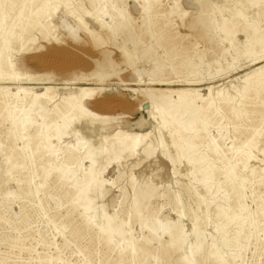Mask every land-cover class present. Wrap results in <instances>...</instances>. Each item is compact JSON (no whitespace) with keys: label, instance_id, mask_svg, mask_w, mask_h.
<instances>
[{"label":"rangeland","instance_id":"obj_1","mask_svg":"<svg viewBox=\"0 0 264 264\" xmlns=\"http://www.w3.org/2000/svg\"><path fill=\"white\" fill-rule=\"evenodd\" d=\"M0 264H264V0H0Z\"/></svg>","mask_w":264,"mask_h":264},{"label":"bare ground","instance_id":"obj_2","mask_svg":"<svg viewBox=\"0 0 264 264\" xmlns=\"http://www.w3.org/2000/svg\"><path fill=\"white\" fill-rule=\"evenodd\" d=\"M202 1H206V2H209L210 0H196V7L199 11H202ZM210 9V13L212 14L213 18L212 19H208L206 17H203L201 18L200 20H198L197 22H194L192 24H190V28L193 32H195V30L197 29V27L199 28H203V29H207V28H210V29H213L214 28V22H215V11H216V7L214 4L210 5L209 7ZM223 9V8H222ZM239 9V8H238ZM240 10V9H239ZM129 11V9H128ZM127 11V12H128ZM224 11V10H223ZM132 17V16H131ZM71 29V28H70ZM73 30V29H72ZM69 34V33H68ZM78 34V33H77ZM76 35V34H75ZM73 38L76 39V37L73 35ZM202 40L205 41V38L204 37H201ZM73 40V39H72ZM225 41V40H224ZM230 55V54H229ZM221 58H222V54L220 55H215L213 57V59L211 60L210 63L212 64H219L220 61H221ZM69 60V59H68ZM39 61V60H38ZM37 61V62H38ZM64 61V60H63ZM62 61V62H63ZM71 61V60H70ZM73 61V60H72ZM79 61V60H78ZM77 61V62H78ZM68 63V62H67ZM74 63V61H73ZM71 63V64H73ZM80 63V61H79ZM58 64V63H57ZM71 64H67V65H71ZM78 64V63H76ZM44 65V63H43ZM211 65V64H210ZM221 65V64H220ZM251 65V64H250ZM41 66V65H40ZM73 66V65H72ZM241 66V65H240ZM67 66H65L66 68ZM249 67V66H248ZM68 68V67H67ZM244 68V67H243ZM252 68V67H251ZM235 69V68H234ZM242 69V68H241ZM220 70V69H218ZM222 70V69H221ZM250 75V73H246L245 74V77H248ZM132 77V76H131ZM222 79V78H221ZM129 83V82H128ZM128 86V85H127ZM146 99L154 102L155 104V110H157L158 112H163L167 107H171V108H176L178 109L180 106L176 104V102H173L171 101V97H168L166 95H159V96H154L150 93H147V95L145 96ZM106 100H104L105 102ZM109 101V100H108ZM67 102H69V100H67ZM72 102V101H71ZM74 101L70 104L71 107L74 106ZM100 103V102H99ZM108 103V102H105V104ZM112 103V102H111ZM179 103V102H178ZM96 106L98 104L95 103ZM104 106L106 107L108 104H106ZM144 104V103H143ZM142 104V105H143ZM99 105V104H98ZM112 105V104H111ZM110 105V106H111ZM118 105V104H117ZM122 105V104H121ZM109 106V107H110ZM99 107V106H98ZM97 107V108H98ZM112 107V106H111ZM118 107V106H117ZM102 108V107H101ZM100 108V109H101ZM106 109V108H105ZM111 109V108H110ZM143 109L144 110H147L148 109V106L147 105H144L143 106ZM146 113V112H145ZM150 113V112H149ZM150 118H153L155 119V115L154 114H149ZM20 117V116H19ZM21 118V117H20ZM21 121V120H20ZM143 124H146L145 121L142 119L140 121V124L139 126L142 127L144 126ZM75 132V131H74ZM158 138L159 140H157V145L156 146H152L151 144H148L146 147H144L142 149V153L146 156V157H149L150 155L153 154V152L155 150H158V149H161V148H165V142L163 140V137H162V134L158 131ZM79 135V134H78ZM129 137V136H128ZM82 139V138H81ZM135 139H136V143H137V139H138V136H135ZM120 142H125V139H118ZM102 142V140H101ZM126 143V142H125ZM85 144V143H84ZM87 144V143H86ZM99 147L96 148V149H93V151H87L85 152L86 154L88 155H91V156H96L101 150L106 149L107 151H110L112 149V146H109L107 147L106 145H103L104 143H99ZM130 143H126V146L125 148H127L129 146ZM75 145V144H74ZM135 146V145H134ZM81 147L78 146V150L80 149ZM170 161L172 162V159L170 158ZM167 163V162H166ZM76 174V173H75ZM142 176V175H141ZM87 179V185L83 188L80 189L81 191V195H80V201H79V204L81 207H83L84 211L85 212H88L89 216L91 214V211H92V206H93V203L95 202L96 199H98L97 197H99L100 195H102L104 192H103V189L101 188V184L99 182V180L97 179H92L91 176L89 175L88 177H86ZM111 189V188H110ZM128 190L125 189L124 192H123V199L125 201L126 199V192ZM105 196V195H104ZM145 197V193L142 191V190H138L137 192V198L143 200V198ZM105 198V197H104ZM106 203V202H105ZM121 205V204H120ZM123 205V203H122ZM96 205H94V208H95ZM115 206V205H114ZM99 207V206H98ZM100 210V209H99ZM100 211H103L102 209ZM106 211V210H105ZM169 211V210H168ZM104 212V211H103ZM101 213V212H100ZM99 213V217H97L96 219V224H99L101 223L100 227L103 228L104 226V222H108L109 219L107 217V215L105 213H101L100 215ZM163 213V212H162ZM160 213V214H162ZM96 214V213H95ZM168 215V213H166ZM172 214V213H171ZM97 215V214H96ZM88 216V215H87ZM94 216V215H93ZM95 217V216H94ZM159 217V215H158ZM232 217H235V215L233 214ZM171 218V217H170ZM182 218V217H181ZM173 220V219H171ZM182 220V219H181ZM102 221H103V225H102ZM110 224H112L113 226V229L111 231H106V234L108 235V238H112L114 235L116 234H119V233H122L126 228H127V223H123V222H117V217L115 215L114 218H112L110 221ZM184 223V222H183ZM208 227H210L209 230H207L208 232H211L212 230H216V226L214 225V222L212 220L209 221L208 223ZM150 231L153 232V233H160V234H163V233H166L168 234L169 236H171L172 240L174 239V235L176 233V230L177 228L176 227H172V226H169L168 224H166L165 222L161 221V222H157V223H152L150 225ZM200 228V223H195L192 227V238L189 239L191 240L192 242H190V245H191V251L196 248L198 250L201 249L202 247V242H201V239L203 237V235H205V232L207 231H201V229H198ZM136 232V230H135ZM177 233L179 235V240L183 243L187 240L186 238V233H183L181 230H177ZM189 238V237H188ZM216 239V238H215ZM130 241H132V237L129 238ZM192 253V252H191ZM187 258V257H186Z\"/></svg>","mask_w":264,"mask_h":264}]
</instances>
